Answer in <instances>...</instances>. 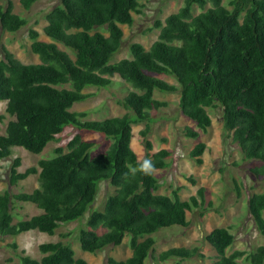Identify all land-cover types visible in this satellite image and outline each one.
<instances>
[{"label":"trees","instance_id":"trees-1","mask_svg":"<svg viewBox=\"0 0 264 264\" xmlns=\"http://www.w3.org/2000/svg\"><path fill=\"white\" fill-rule=\"evenodd\" d=\"M38 1L20 0V4L29 11ZM142 1L61 0L47 13L43 28L52 42L39 40L35 29L29 31L31 51L39 56V64L22 63L2 45L0 102L7 103L6 111L14 120L0 135V161L9 159L14 147L41 154L68 127L80 133L68 142L67 151L57 148L53 158L40 160L37 167L23 173L18 171L21 158H15L10 186L38 175L39 187L32 192L7 190L0 194V237L16 238L30 231L54 236L61 224L82 219L94 204L102 180L115 193L107 198L103 211L91 213L87 229L80 230L83 251L97 254L130 238L131 256L122 261L109 258L108 264H145L155 251V234L188 227V214L206 204L205 189L185 201L180 188L171 196L157 194L160 183L155 171L169 166L172 152L162 149L154 153L150 158L154 170L145 175L132 148L133 125L146 123L141 135L146 149L152 150L147 139L152 112L168 106L154 98L155 91L179 92L181 114L204 133L212 125L209 110L221 108L225 130L247 160L261 163L252 173L264 178V0H184L176 13L155 22L153 29L159 34L149 49L133 43L131 59L111 63L124 42L122 26L133 25L134 14L142 13ZM0 24L3 30L16 33L28 21L14 13L9 1L0 5ZM58 44L70 49L73 56ZM162 75L172 77L178 85L161 79ZM114 77L130 85L119 104L135 118L126 113L96 121L86 119L87 111H72L76 103L94 97L86 89H108ZM64 85L71 87L60 88ZM83 132L109 139L107 151L93 157L95 143L84 140ZM184 132L187 138L199 137L190 127ZM205 151L206 145L199 143L190 156L203 163ZM132 168L137 169L135 174ZM235 190L241 198L238 184ZM18 203H31L43 213L13 224ZM248 211L254 228L264 237V193L249 198ZM99 230L104 233L99 235ZM205 240L216 252L214 264H264V245L252 252L237 250L227 255L235 242L230 228H216ZM11 247L18 249L17 243ZM39 251L40 259L23 252L20 264H88L75 257L68 242L42 243ZM194 258L205 257L196 247H174L161 252L157 261L176 259L175 264H182Z\"/></svg>","mask_w":264,"mask_h":264},{"label":"rangeland","instance_id":"rangeland-1","mask_svg":"<svg viewBox=\"0 0 264 264\" xmlns=\"http://www.w3.org/2000/svg\"><path fill=\"white\" fill-rule=\"evenodd\" d=\"M11 1L14 5V13L25 18L28 25L16 33H9L2 29L0 24V60L2 59V45L15 55L24 64H39V56L31 51L32 40L29 37L30 29H35L40 33L39 40L52 42L43 33L46 26V15L55 6L60 5L61 0H40L31 10L26 11L20 4V0H0V5L6 6ZM184 0H143L141 3V14H134L132 26H122L124 31V42L121 50L114 55L111 63H117L123 59H131L130 45L141 43L146 49L157 39L159 31L153 29L158 20H164L169 15L176 13L182 6ZM198 11V10H197ZM196 11V13H198ZM152 29V31H148ZM99 31L106 34L103 29ZM59 48L73 56L70 49L58 44ZM167 82L178 85L169 76H159ZM114 83L108 89L88 88L86 93L95 94L94 97L76 103L72 111L89 112L87 120L101 121L106 118L122 116L129 113L132 118L135 115L122 107L121 102L131 90L130 85L122 81L119 77L113 78ZM64 85L60 88H70ZM154 98L166 102L167 107L152 112V122L150 123V133L147 139L152 144V150L148 151L144 144L141 132L146 128V123L133 125L132 148L138 156L140 162L162 150L167 149L172 152V157L168 159L169 166L164 170L155 171L160 189L157 194L172 195V191L180 188L179 195L182 200H188L196 196L200 188L205 189V206L188 214V227H172L163 229L154 235L156 239L155 251L148 258L145 264H160L157 261L159 254L169 248L187 247L198 248L205 258H194L182 264H214L217 260L216 252L205 240V237L214 229L225 227L230 228L235 236L233 246L227 251L231 255L237 250L252 252L257 247L264 245V237L259 235L253 226V221L248 211V200L253 194L264 193V178L258 179L252 170L261 165L258 161L247 160L239 145L233 142L232 137L225 130L221 108L209 110L212 118V125L207 132L198 129L196 124L189 118L183 116L179 108L180 93L154 92ZM6 102H0V135L5 134L6 128L12 120L6 111ZM186 127L199 132L196 139L187 138L184 132ZM80 133L74 127H68L59 135L56 141L48 144L45 150L38 155L32 154L23 148H12V156L7 160L0 161V194L10 190L13 194L20 192H30L38 185V175H31L28 179L20 181L17 186L11 187L9 184L10 169L15 158H21L22 163L18 168L23 173L30 167H37L40 160L51 159L55 156L57 148L67 151L68 142ZM84 140L95 143L91 150L93 157L105 153L111 141L101 134L89 132L81 133ZM204 143L206 151L201 159L203 163H198L190 156L194 147ZM193 179L195 184L190 181ZM241 188V198L237 197L236 184ZM115 193V189L109 182L104 180L99 182L98 195L81 220L61 224L60 229L54 236L30 231L27 234L19 235L16 238L0 237V264H20L19 256L25 252L33 258L40 259L42 254L39 246L42 243H56L57 241L68 242L75 252L77 259H83L88 264H108L109 258L117 261L126 260L131 256L129 239L119 247H108L97 254L85 252L81 249L79 233L82 228L87 229L86 223L93 211H103L107 198ZM212 204V207L209 206ZM13 211L14 224L26 220L31 216L28 208L15 206ZM17 220V221H16ZM99 235L103 230L98 231ZM62 235L68 237H62ZM37 237V238H36ZM17 243L18 249L11 246ZM176 259L169 260L162 264H175Z\"/></svg>","mask_w":264,"mask_h":264},{"label":"clouds","instance_id":"clouds-1","mask_svg":"<svg viewBox=\"0 0 264 264\" xmlns=\"http://www.w3.org/2000/svg\"><path fill=\"white\" fill-rule=\"evenodd\" d=\"M139 170L143 172L145 175H150L154 170V165L149 158H145L140 164H139ZM132 174H135L137 171L136 168H132L131 170ZM39 187V186H38Z\"/></svg>","mask_w":264,"mask_h":264},{"label":"crops","instance_id":"crops-1","mask_svg":"<svg viewBox=\"0 0 264 264\" xmlns=\"http://www.w3.org/2000/svg\"><path fill=\"white\" fill-rule=\"evenodd\" d=\"M19 171V170H18ZM38 188V187H37ZM36 188V189H37ZM29 192V191H28ZM30 192H32V191H30ZM15 194H17V193H15ZM18 205V207L19 208H28V211L29 212H31V216H29V217H32V216H34V215H40V214H42L43 213V211L42 210H39L38 208H36L33 204H31V203H18L17 204ZM16 205V206H17ZM15 210H16V208H15ZM14 210V211H15ZM14 216V215H13ZM29 217H27V219L29 218ZM17 218V217H16ZM15 218V216H14V220L16 219ZM17 221V220H16ZM14 222V221H13ZM17 223V222H16ZM14 224V223H13ZM28 233V232H27ZM27 233H24V234H27ZM22 235V234H21ZM28 235V234H27ZM37 238V237H36Z\"/></svg>","mask_w":264,"mask_h":264}]
</instances>
